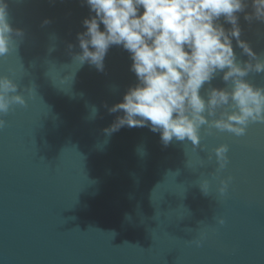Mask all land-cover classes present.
I'll list each match as a JSON object with an SVG mask.
<instances>
[{
    "label": "water",
    "instance_id": "95a60500",
    "mask_svg": "<svg viewBox=\"0 0 264 264\" xmlns=\"http://www.w3.org/2000/svg\"><path fill=\"white\" fill-rule=\"evenodd\" d=\"M6 3L24 35L0 57V76L26 106L13 105L0 130V264H264V123L239 137L202 126L196 148L165 147L147 128L107 137L119 114L108 108L136 82L128 53L110 48L103 72L79 67L68 45L85 30L80 0ZM239 17L241 39L264 53V23ZM221 77L213 87H227ZM245 79L264 87V74Z\"/></svg>",
    "mask_w": 264,
    "mask_h": 264
},
{
    "label": "clouds",
    "instance_id": "9594fccd",
    "mask_svg": "<svg viewBox=\"0 0 264 264\" xmlns=\"http://www.w3.org/2000/svg\"><path fill=\"white\" fill-rule=\"evenodd\" d=\"M249 2L250 13L245 11ZM80 4L87 7L88 16L81 22L85 30L76 34L77 45H68L79 49L73 61L103 72L110 48L118 47L128 53L129 71L136 78L122 101L108 108L109 114H119L103 130L105 136L125 127L147 128L159 134L165 147L175 139L190 141L196 148L202 126L239 137L250 123H264V87L245 79L250 73L264 74V53L257 54L241 39L239 24L240 13L249 24L264 23V0H80ZM23 35L11 26L8 4L0 0V57L8 55L14 38ZM233 41L247 60L238 58ZM221 73L227 87H213L211 82ZM205 84L206 98L201 95ZM18 88L0 76V130L13 105L26 106ZM97 114L93 106L89 118ZM137 151L144 155L142 147ZM227 152V145L214 149L218 170L225 168ZM220 184L224 194L227 181ZM199 187L208 195V181Z\"/></svg>",
    "mask_w": 264,
    "mask_h": 264
}]
</instances>
